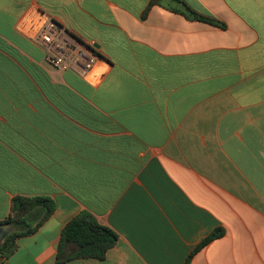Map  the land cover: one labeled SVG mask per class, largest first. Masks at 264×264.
Wrapping results in <instances>:
<instances>
[{
    "label": "crops",
    "instance_id": "crops-1",
    "mask_svg": "<svg viewBox=\"0 0 264 264\" xmlns=\"http://www.w3.org/2000/svg\"><path fill=\"white\" fill-rule=\"evenodd\" d=\"M182 1L214 23L176 0H0V223L18 196L56 203L0 264H54L83 212L118 241L63 264H186L217 229L190 264H264V0ZM40 13L100 55L86 76L23 32Z\"/></svg>",
    "mask_w": 264,
    "mask_h": 264
},
{
    "label": "trees",
    "instance_id": "trees-1",
    "mask_svg": "<svg viewBox=\"0 0 264 264\" xmlns=\"http://www.w3.org/2000/svg\"><path fill=\"white\" fill-rule=\"evenodd\" d=\"M158 0H154L156 2ZM180 9L176 11L186 17L198 20L214 21L198 15L182 0H176ZM56 203L48 197H16L13 199L10 216L0 226H9L11 233L0 248L5 257L16 249L15 240L33 233L54 213ZM224 234L222 229L215 230L206 237L190 254L186 264H190L193 256L211 241ZM118 235L109 227L100 224L90 212H83L71 220L63 229L59 252L54 264H63L74 259L104 260L108 251L116 245ZM73 246V251L66 253V246Z\"/></svg>",
    "mask_w": 264,
    "mask_h": 264
},
{
    "label": "built area",
    "instance_id": "built-area-1",
    "mask_svg": "<svg viewBox=\"0 0 264 264\" xmlns=\"http://www.w3.org/2000/svg\"><path fill=\"white\" fill-rule=\"evenodd\" d=\"M23 32L44 46L50 53V63L61 70L72 68L86 76L100 57L91 44H85L70 35L44 13L31 20Z\"/></svg>",
    "mask_w": 264,
    "mask_h": 264
},
{
    "label": "water",
    "instance_id": "water-1",
    "mask_svg": "<svg viewBox=\"0 0 264 264\" xmlns=\"http://www.w3.org/2000/svg\"><path fill=\"white\" fill-rule=\"evenodd\" d=\"M5 227H6V226H5ZM7 227L10 228L9 226H7ZM10 231H11V229H10ZM5 235H6V233L0 231V243H1V241L5 238Z\"/></svg>",
    "mask_w": 264,
    "mask_h": 264
}]
</instances>
